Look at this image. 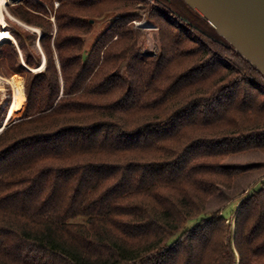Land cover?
Wrapping results in <instances>:
<instances>
[{"label": "trees", "instance_id": "16d2710c", "mask_svg": "<svg viewBox=\"0 0 264 264\" xmlns=\"http://www.w3.org/2000/svg\"><path fill=\"white\" fill-rule=\"evenodd\" d=\"M142 12L159 28L154 56ZM12 13L43 30L46 65L29 71L35 35L14 31L29 69L0 45V72L26 78L25 109L0 135V264H264V184L231 218L205 216L252 169L225 161L264 155L260 70L184 0H25Z\"/></svg>", "mask_w": 264, "mask_h": 264}, {"label": "rangeland", "instance_id": "374dc122", "mask_svg": "<svg viewBox=\"0 0 264 264\" xmlns=\"http://www.w3.org/2000/svg\"><path fill=\"white\" fill-rule=\"evenodd\" d=\"M25 0H19L16 1L12 4H9L7 7V11L8 13H10V17L7 18L8 21V30L9 32L12 34V36L14 37V41H6L2 44L4 45H9L11 44L13 47H15L17 53H18V57L21 60V62L24 65V68H27L26 65V61L24 59V54L22 53L20 46L17 42V39L14 35V31H23L24 34L27 35H32V36H36V41H35V46L37 47L39 53H40V59H41V67L46 65L45 59H44V51H43V47L40 43V39L43 36V30L41 28H39L42 31V35L36 34L34 31L29 30L28 28H26L25 26L22 25V21H20L15 15H13L12 13V9L14 7L17 6H24ZM57 4L59 5L58 2H56L54 11L58 9ZM54 11L49 10V12H51L50 16H48L49 20L52 21L53 25L56 24V14ZM142 18L136 22H134V25L136 28H140L144 31L145 33V37L143 39L142 42V47L144 49V51H152V54L154 56V54L156 53L157 50V46H158V40H157V35L159 32V28L157 27L156 24L151 23L148 20V17L146 16V14L144 12H142ZM16 18V19H13ZM112 17H108L102 20L97 21V23L95 24V30L92 33V35L88 36L85 38V42L87 43V50H89L92 45L95 43L94 41L98 38L99 35H101L109 26V24L111 23ZM24 24V23H23ZM146 24L152 25V26H148ZM26 25V24H24ZM27 26V25H26ZM29 27V26H28ZM34 27V26H31ZM55 27V26H54ZM149 27V28H148ZM38 28V27H35ZM30 54H32L33 56H36L35 52L33 51V49H30ZM1 61V60H0ZM38 69V68H37ZM29 71L31 72H40V71H33L32 68L29 69ZM42 71V70H41ZM0 75H2L5 78L11 79L13 77L19 76L23 79V84H24V90H25V85H26V78L21 75V74H16V75H12L10 77H7L5 75H3L0 72ZM4 86L1 89L0 92V125L2 124L5 125V118L7 117L9 110L11 108V104L14 101V96H15V91L13 90V87L11 85H9L8 83H4ZM25 95H26V90H25ZM26 102V100H25ZM24 107L22 109H19L14 117L12 118L11 122L9 124H11L13 121L17 120L19 117H21L24 109H25V103L23 105ZM8 124V125H9ZM7 125V126H8ZM6 126V127H7ZM2 128V127H0ZM225 165L229 166V167H243V168H252L250 169V171L240 174L237 176V179L235 181V185L234 188L232 190H225V189H221L220 191V195L216 198H213L208 207H207V212L205 214V216L207 217L210 214L215 213L218 210H221V208L223 207V213L225 216L231 218L232 214H234L237 210L238 207L240 205V203L247 198L252 191L258 189L259 187H261L264 184V155L262 153H260L259 151H250V152H246V153H242V154H234L233 156L229 157L226 161H225ZM234 223V222H232Z\"/></svg>", "mask_w": 264, "mask_h": 264}, {"label": "water", "instance_id": "95a60500", "mask_svg": "<svg viewBox=\"0 0 264 264\" xmlns=\"http://www.w3.org/2000/svg\"><path fill=\"white\" fill-rule=\"evenodd\" d=\"M184 1L264 74V0Z\"/></svg>", "mask_w": 264, "mask_h": 264}, {"label": "bare ground", "instance_id": "6f19581e", "mask_svg": "<svg viewBox=\"0 0 264 264\" xmlns=\"http://www.w3.org/2000/svg\"><path fill=\"white\" fill-rule=\"evenodd\" d=\"M5 1V0H4ZM11 16V15H10ZM7 16L1 15L0 16V45L6 41H14V37L12 34L9 32L7 29L9 24L7 21ZM16 19V18H13ZM17 20V19H16ZM23 26L28 28L29 30L34 31L36 34L42 35V31L39 28L35 27H28L22 23ZM148 26H152L149 24H146ZM149 28V27H148ZM45 62L46 58L44 57ZM45 66L38 68V69H32L33 71H41L44 70ZM4 83H8L13 87V90L15 91V96H14V101L10 105L11 108L9 110V113L7 117L5 118V125L0 128V135L2 131L5 129V127L11 122V119L14 117L15 113L19 110L22 109L26 100V95H25V90H24V84H23V79L19 76L13 77L11 79L5 78L2 75H0V92L2 87L4 86ZM5 126V127H4Z\"/></svg>", "mask_w": 264, "mask_h": 264}, {"label": "built area", "instance_id": "2783aa9c", "mask_svg": "<svg viewBox=\"0 0 264 264\" xmlns=\"http://www.w3.org/2000/svg\"><path fill=\"white\" fill-rule=\"evenodd\" d=\"M16 1H19V0H0V16L1 15H5L7 17H10V13H8L7 11V7L9 4H12ZM57 7H59V5L57 4Z\"/></svg>", "mask_w": 264, "mask_h": 264}]
</instances>
